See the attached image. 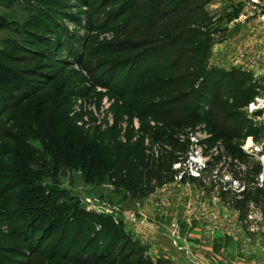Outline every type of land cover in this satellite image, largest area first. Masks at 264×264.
I'll list each match as a JSON object with an SVG mask.
<instances>
[{
    "label": "trees",
    "instance_id": "1",
    "mask_svg": "<svg viewBox=\"0 0 264 264\" xmlns=\"http://www.w3.org/2000/svg\"><path fill=\"white\" fill-rule=\"evenodd\" d=\"M25 1L23 24L19 19L0 23L1 27L20 26L18 36L5 39V45L0 46V81L9 79L11 98L16 92L21 96L14 101L4 97L0 102V264H169L164 258L153 259L148 247L120 228L112 216L79 211L71 193L49 188L39 161L31 159L34 141L57 166L78 163L82 170L90 168L92 172L96 163L108 167L110 178L123 183L136 200L177 180L182 169L175 165L187 157L189 133L202 128L209 134L201 142L211 159L201 177L184 173L180 182L221 196L227 206L240 209L243 217L251 202L264 207V186L255 184L261 165L242 149L248 136L259 138V129L247 117L245 107L261 84L252 71L210 64L212 47L228 34V28L220 23L230 22L238 13H211L209 5L214 0H54L51 9L42 0ZM57 17L70 20L77 31L97 30L112 39L99 40V35L91 36V32L78 36ZM21 34L33 39L20 41ZM73 64L84 69L90 81L76 93L91 100L98 86L106 88L113 121L91 133L84 129L88 125L86 113L78 112L67 127L69 119H65L63 127L53 131L58 147L66 148L61 158L64 161L59 162L61 152H54L47 142L51 138L48 129L54 128V101L60 100L57 109L64 114L70 107L59 92L52 94V84L58 78L52 71L58 66L65 72ZM69 74L80 83L85 81L81 70L71 69ZM30 78L38 82H29ZM35 96L40 101L33 108L23 105ZM10 110L13 113L8 116ZM80 122L84 127L77 125ZM127 125L129 136L125 140ZM63 130L70 134L68 140ZM83 137L88 144L77 148ZM215 147L218 153H211ZM226 157L231 158L228 166L233 174L247 183L241 197L224 190L211 177ZM236 160L246 165L245 170L238 171ZM62 199L68 206L59 203ZM66 207L67 211L73 209L68 218L63 217ZM36 209L39 214L28 221L42 224L35 225L31 237L25 227L22 230L15 224L28 210ZM58 227L63 233L54 246L46 247ZM85 230L89 231L86 236ZM79 242L81 246L75 251ZM58 246L64 247L62 252L55 250Z\"/></svg>",
    "mask_w": 264,
    "mask_h": 264
},
{
    "label": "rangeland",
    "instance_id": "2",
    "mask_svg": "<svg viewBox=\"0 0 264 264\" xmlns=\"http://www.w3.org/2000/svg\"><path fill=\"white\" fill-rule=\"evenodd\" d=\"M42 1L45 3V6H47V9H51V7L52 8L54 7L53 5L54 0H42ZM247 4H248V0H214L209 5L210 12L216 15H220L226 12L233 13L234 15L238 13V15H235L234 18L230 22H228L227 20H224L220 23L219 25L220 27L228 28V34L224 39L219 40L212 47V56L210 58L211 65H217V66L229 69L230 67L233 66L231 65L232 61L234 63V61L236 60H241V61L243 60V57L246 56L245 52L248 51L247 49L249 48L254 49V47H256L255 49H258L257 48L258 46H256V44L258 45L259 42L260 43L262 42V38H263L262 34H264V21L261 19V16L259 15V13L258 12L255 13V11H252L251 9H249ZM25 18L26 17H24V14L19 16V20L20 22H22V24L25 21ZM57 19L60 20L59 17H57ZM83 19H86V18H83ZM60 21L62 22V24L65 25V27H67L66 29L69 30V32L77 31L75 28L76 27L75 24L72 23L70 20H60ZM97 22H98V19L95 20V23ZM11 27H12L11 30L14 29L13 31H8L6 29L0 30L1 47L5 45V44L3 45V41L5 39L11 38V37L14 38L18 36L17 30H19L20 26L12 25ZM21 29H22L21 30L22 32L23 28ZM96 31L97 30L89 31L86 29H81L77 31L76 33L75 32L74 33L77 34L78 36L83 37L84 35L87 36L91 32L90 33L91 36L99 35V38H98L99 40L112 39V36L110 34H107V33L99 34V33H96ZM19 39L20 41L30 42L33 39V37L29 34H21ZM71 42H75L73 38L71 39ZM221 47L224 50H221ZM49 49L51 48H48V50ZM66 54L64 55L66 56ZM225 54H226V57L222 58ZM219 57L221 58L219 60L220 62H218ZM229 58L232 59L231 62L225 63V60ZM257 61H259V59H257ZM54 67H57V69L55 71H52V73L56 75L58 78L55 79L54 83L52 84V87L54 88V92L52 94L59 92L61 95L60 97H62L61 100L67 101L68 107L70 108H69L68 113L64 114L62 109H57L59 108L60 100L54 101V108H55L53 110L54 128L50 127L48 129V134L51 138H49L47 142L50 143L51 147L54 149V152H61V154L58 155L59 158L58 157L57 158L59 159V162H63L64 160H61V158L64 157L63 151L66 150V148L58 147V145L54 141L53 131L58 132V130L63 127V122L65 119H69V121L66 123V127L69 126L70 122H72V120L75 118V115L78 112L86 113L88 116V119L90 121V122L88 121V125H85L84 127L82 124V126L84 127L86 131L95 133L97 131L102 130L104 128V125L110 122V120L113 118V114L110 111V105L112 103V100L110 98L108 90L104 88L103 86L97 87L96 91H94L90 96L92 97L91 100H88V98L83 99L78 95V93H76L75 90H77L78 88L87 86L88 84H90V81L88 79L89 78L88 74L86 73L84 69H81V67L78 64H73L70 68H67L65 72H60L59 71L60 69L58 66H54ZM242 67L243 66H240V68ZM71 69H75L76 71L81 70L82 76L80 77H82V79L84 78L85 81H82L80 83L76 80L77 78H74V77L71 78V75L69 74ZM0 73H2L1 67H0ZM121 74H119L118 77ZM254 77L257 78L255 75ZM258 79L259 80L262 79V81H260L259 83L261 84V88L264 89V77L263 76L258 77ZM8 80L9 79L6 78L4 79V81H0V95H3L0 98V102H2L4 97H6V99H10L13 96L11 94L12 93L11 87L13 86L12 84H9ZM28 81L38 82L36 78H30L28 79ZM8 85H10L11 87L9 88ZM26 85L27 84L25 83L23 84V86H25V89L29 91L30 88ZM16 95L17 96H14V98H11V101L21 98L20 94H18L17 92H16ZM100 97L101 99L99 100ZM98 100L100 102H98ZM39 101H40L39 96L30 97V99L27 102H24L23 105H26L29 108H33L36 102H39ZM11 113H13L12 110L8 112V116ZM77 125L80 126L81 124L77 123ZM136 125H138V123H136ZM82 126L81 128H83ZM5 129L7 130L8 128L6 127ZM128 130L129 128L127 125L123 133V139L125 140H127L129 136ZM63 131L64 133H66V135H68V137H66V140H68L70 138V134L65 132V130ZM79 132L82 133V131H79ZM74 134H75V131L73 130V135ZM77 137H78V132H77ZM74 140L75 138L73 139V141ZM247 141H248V137L245 139L243 144ZM84 144H88V141H87V138L83 137L81 138V142L77 143V148H80V149L83 148ZM2 147L3 148L5 147L4 144L2 145ZM33 147L34 148L32 149L31 159L33 161H36V160L39 161V164L41 165L39 169L43 172V180L45 181L46 185L49 186V188L55 186L60 189H64L65 191H68V193H71L72 197H74L73 198L74 206L79 211H87L90 213H99V214H105L107 216H112L116 220L115 222L117 225H119L120 228H122L126 233H130V235L133 238L141 242V240L137 238V236L135 237L134 235L135 232L131 229V227L134 225L136 228H138L139 224L141 223H142V226L144 225L145 222L152 223L153 220L149 218V214H146L145 211L142 210L141 206L143 205L140 203V201H142L143 199L147 197L136 199V200L132 199L129 196L128 191L123 183H115L110 178L108 167L106 166L104 167L103 165L96 163V165L93 166V172L90 170V168H87L86 170H82L80 168L82 167V165H79L78 163L72 164V167L68 166L67 164L65 166L63 164H60L59 166H57L52 156L47 157L45 156L44 151L42 150L39 151L37 141L33 142ZM12 148L15 151V148L14 147ZM208 155H210V158L208 157L207 161L211 159V154H208ZM222 161L223 162H221V164H219L213 170L211 177L214 174H217L220 177H222L223 175L228 174V172L231 173L233 176H235L233 172L231 171L232 170L231 167L228 166L229 158L227 157ZM254 161L260 164V161L257 159H254ZM1 162L2 161H0V167L2 165ZM43 166L46 168L45 170L43 169ZM238 166H239L238 168L240 169V170L238 169V171H241V169L245 170L242 168L241 165L238 164ZM0 172H2L1 169H0ZM173 189L181 190L182 195L188 196L187 197L188 199L186 201V208H185L187 217L189 218L191 217V220H194L196 218H193V217L196 215V213L200 212L199 217L201 216V217L210 219L208 222H206L207 226L209 223L210 228L215 230L216 232L219 230L225 231L226 228L223 225L224 217L222 215V211L219 212V211L206 210L202 213V209L198 208L199 199L197 198V193H199V195L202 192L206 193L204 189L201 190V188H198L195 184H192V183H187V184L181 183L179 179L173 182L167 183L162 187L157 188L158 191L156 190L155 192H158V195L162 197L163 204L169 209L172 206V204L169 205V202H170L169 199L166 201L164 197L168 195L167 191H170V190L173 191ZM196 189H199L200 192L197 191L196 193L195 192ZM48 194H49V190H46L45 195H48ZM45 195L43 193V197H45L44 201L47 199V196ZM90 199L92 200V203H89ZM154 202H156V199L152 198L150 200V203L154 204ZM59 203L66 204V206H68L69 204L67 202H64V199L59 201ZM14 204L16 205L17 202L15 201ZM103 208L105 210H102ZM91 210H94V211H91ZM263 210H264V207H263ZM63 212L65 214L63 215V217L68 218L70 216L69 213L72 215L73 209L70 208V211H67V207H66ZM255 213L256 212H252V214L255 215V220H253L254 221V224H253L254 229L252 230L253 232L257 231V227L260 226L261 220L263 218V217H261V219L258 218ZM38 214H39V211L37 209H36V212L32 210H28L27 213L23 216L22 221L16 223L15 227L16 228L21 227L22 230L27 229V232H29V234L32 237L33 232H35V227H36L35 225L36 224L41 225L42 222L36 221V220L28 221V219L33 218L35 215H38ZM24 218L27 219V222H24ZM36 219H39V218H36ZM174 221H177V220H174ZM177 222L180 224L179 221ZM43 223H46V222H43ZM171 223L169 225V232H170ZM63 230L64 229L62 227H58L55 233V236L50 237L48 242L45 244V246L48 248H51L52 246H54L53 244L58 240V237L63 233L62 232ZM87 232L89 231L85 230L84 232L85 236L87 235L86 234ZM71 234H73V232ZM36 235H41V237L43 236L41 232H37ZM169 244L170 245H168V248L173 253L172 255L176 254V257L178 256L184 257L183 254L185 253V251H183L182 249L183 247L182 248L177 247L172 242V238H171V241L169 240ZM182 244L185 246V249H188L190 251L193 248L191 247L192 245H187L184 242ZM80 246H81V243L79 242L78 246L74 250L77 251ZM141 246L144 247L145 245L142 244ZM63 248L58 246L57 248L55 247V250L59 249V252H62ZM164 259H167L169 261V264H171L170 259L168 258H164Z\"/></svg>",
    "mask_w": 264,
    "mask_h": 264
},
{
    "label": "crops",
    "instance_id": "3",
    "mask_svg": "<svg viewBox=\"0 0 264 264\" xmlns=\"http://www.w3.org/2000/svg\"><path fill=\"white\" fill-rule=\"evenodd\" d=\"M25 6V0H0V23L3 21H17L19 16L26 11ZM3 29L13 31L10 27L0 26V30ZM262 36V42L256 44L258 49H255L256 47L247 49L248 51L245 52L246 56L243 57V60H236L234 63L232 61L231 65L243 66V69L252 71L254 75L264 77V52L262 51L264 34ZM221 50L224 49L221 47ZM224 57H226V54L222 58ZM231 58L225 60V63L231 62ZM220 59L219 57L218 62H220ZM197 191L200 192L199 189H196L195 192L197 193ZM167 192L168 195L164 199L166 201L169 199V205L172 204L170 209L163 204L162 197L158 195V192H154L140 201L143 205L141 206L142 210L149 214V218L153 220L152 223L145 222L143 226L142 223L139 224L138 228L134 225L131 227L135 232V237L137 236L141 243L148 247V252L153 259L168 258L171 264H264V216H262L264 210L261 203L251 202L247 216L243 217L240 209L227 206L221 196L206 190V193H200V195L202 194L201 197L197 193L198 208L202 209V213L206 210L222 211L223 225L226 229L225 231L219 230L216 232L210 228L209 223L207 226L206 222L210 219L199 217L200 212L196 213L193 217L196 218L194 220L187 217L185 208L188 196L182 195L181 190L173 189V191ZM152 198L156 199L154 204L150 203ZM252 212H256L255 214L260 219L263 217L256 232L252 231L254 221H248V216ZM174 220L179 221L181 225ZM172 221L177 222L179 225V243L184 242L193 247L191 251L185 249V246L182 248L185 251L184 257H176V254L172 255L173 253L168 248V245H170L169 240L171 241L170 236H172Z\"/></svg>",
    "mask_w": 264,
    "mask_h": 264
},
{
    "label": "built area",
    "instance_id": "4",
    "mask_svg": "<svg viewBox=\"0 0 264 264\" xmlns=\"http://www.w3.org/2000/svg\"><path fill=\"white\" fill-rule=\"evenodd\" d=\"M248 8L252 11L259 13L261 19L264 21V0H248ZM263 44V43H262ZM262 51L264 52V44L262 46ZM258 79V75L255 74ZM259 80V79H258ZM247 117L252 121L253 125L259 129V138H255V136H248V141L242 144V149L249 154L252 158L260 161L261 171L257 176L255 184L259 186H264V89L261 87L258 88V93L254 96L252 101L245 107ZM86 119L89 121L88 117ZM113 121V118L110 120V123ZM135 125L139 122L135 119ZM79 124H82L80 122ZM136 125V127H138ZM105 126V125H104ZM209 134L206 130L202 128H198L195 131H190L189 138L191 140L190 149L188 151L187 157L181 163H177L175 168L182 169L177 179H180L184 173H189L195 177H201L203 170L207 166V158H210V155L205 154V146L202 144V140L208 137ZM252 141V145H248L249 141ZM218 147L212 149L211 153H218ZM227 158V157H226ZM229 161H231V158ZM225 159V158H224ZM223 159V160H224ZM223 162V161H222ZM237 164L241 165L243 169H245V165L241 164L239 161H235ZM221 164V163H220ZM232 174L228 172V174L220 177L217 174H214L212 178L220 183L224 190H231L239 197L243 191L247 188V183L243 178L231 176ZM89 203H92V200H89ZM102 210H105L104 208ZM94 211V210H91ZM97 211V210H96ZM95 211V212H96ZM249 220H255V215L250 214L248 216ZM139 222V221H138ZM171 238L172 242L177 247H184L181 243H179V225L177 222H173L171 228Z\"/></svg>",
    "mask_w": 264,
    "mask_h": 264
},
{
    "label": "bare ground",
    "instance_id": "5",
    "mask_svg": "<svg viewBox=\"0 0 264 264\" xmlns=\"http://www.w3.org/2000/svg\"><path fill=\"white\" fill-rule=\"evenodd\" d=\"M248 145H250V146L252 145V141L251 140L249 141V144Z\"/></svg>",
    "mask_w": 264,
    "mask_h": 264
}]
</instances>
